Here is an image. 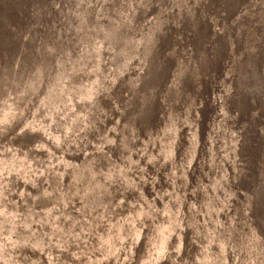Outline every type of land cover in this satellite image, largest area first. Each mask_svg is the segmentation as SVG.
Listing matches in <instances>:
<instances>
[{
	"label": "bare ground",
	"instance_id": "obj_1",
	"mask_svg": "<svg viewBox=\"0 0 264 264\" xmlns=\"http://www.w3.org/2000/svg\"><path fill=\"white\" fill-rule=\"evenodd\" d=\"M91 1L94 4H89L86 0H83L81 3L80 25L78 24L77 27L79 34L77 37L75 36L71 39L73 46L70 44V47H72L70 52L73 56L70 55L68 58H63L62 62L59 59V67L56 71L51 72L52 67L57 64L56 62L53 63L55 59L51 58V53H56L57 51L55 43H52L49 38L45 46L47 49L51 48L52 52L48 50L49 53H47L44 50L41 56L36 53L37 58L34 56L35 53L31 51V42L33 40H27L28 43L25 40L24 45H21V35L16 33L17 31L15 32V30L7 28L5 25V21L8 20L17 22L19 26H24L25 19L20 18V15L22 14V17H24L26 14L28 17V9L35 11L41 0H0V140L4 135L11 133L13 127L12 121L16 118L18 137L15 140L11 138L12 141H9L8 148H6V144L1 148L2 150L6 148L3 155L11 165L9 172L18 169L16 173L18 176L16 185L20 186L18 189H15L14 186L16 185L12 183L11 178L7 177L6 174L8 183L5 182V184L7 183V187L5 188L4 184L1 187L2 193H0V264H74L68 247L71 248L74 243L71 228H73L74 222L80 212H82L81 215L83 216L81 218L82 221L87 225L90 226L92 220H95L96 224H99V234H104L105 237L112 239L115 237H119L120 240L131 239L132 235H135L136 229L140 227V224L138 221V210H135L138 206L137 200L129 192L130 189L137 191L140 189L134 188L139 181V174H136V166H134L133 176L135 182L131 184L133 185L131 188H128L129 186L126 185V168L128 164L126 160H123L125 157L122 159L121 157L123 152L129 148L132 141L133 144H140L142 142V134L149 137L147 140L150 138L154 139L153 142H150V140L149 142L146 141L144 149L143 146H135V150L133 151L135 157H140L141 164L145 170V172L143 170L142 174L144 181L140 184L144 191L142 193H145V191L155 192L156 188L158 190L164 188L167 192L164 195L165 200H167V208L174 215H171V219H169L171 222L174 219L180 220L184 214V198L187 200V195L191 193V188L196 187L198 181H200V186H202L204 181L210 180L208 184H205L206 188L201 189L204 194L202 196L203 206L200 212L202 216L199 214L198 217V215H193V213L192 216L196 219L198 218L199 221L202 220V227L206 225L204 230L207 235V230H214L215 234L222 235V228L217 225L213 229L215 225L210 224L209 221L210 219H216L215 214L218 212V209L215 210L217 206L215 202L218 201L220 183L222 184L224 179L222 169L223 165H226V162H229L233 157L231 151L237 147L235 146L236 143L234 144L237 135L233 133L234 138L228 127L232 115L230 114L229 117L221 119V115L224 116V114L220 110V105H218L217 101L220 99L218 98L216 86H213L212 82L214 68L211 67H216L220 50L219 48L214 50V44L211 43L209 45V42L203 48L199 47V38L202 32L200 30L202 29V24H204L201 21L206 17V13L199 8V3L197 4L196 0H178L179 8H177V11L175 9L177 18L175 23H172L173 19L171 20L170 14H167L168 10L166 14H163V18H160L159 22L153 19L154 15L151 14L143 18V12H139L142 15L139 14L138 24L144 20V23H142L144 25H141V27L136 26V29L132 31L134 25L133 18L139 4L144 1V8L149 9L158 0H98L97 3L96 0ZM207 1L212 0H206L205 2ZM169 2L170 0H166L168 7L171 5ZM61 3L62 5L66 4L67 0H61ZM212 22L215 23V21ZM169 23L170 25H168ZM166 25H168L166 28L172 32H179L180 34L183 33V30L187 29L188 36L189 30L191 38L189 37L188 41H190L189 45L192 47L190 49L189 46L190 51L188 50L185 57L182 55L184 59L177 66V69L173 70L176 78L174 79V84L172 82V85L170 84V91L166 88L168 95L164 103L160 102V104L158 102L160 109L163 111L160 115L156 114V117L152 116V121L154 120L155 122L153 129L156 127V122H161L160 125L163 126L161 133L164 132L163 138L160 140L161 133H159V130L157 134L159 133L160 135L158 136H156V132L148 133V129L151 126V116L149 115L150 101H148L142 109L145 110L146 108L147 112L146 114L143 111L139 112L140 115L138 114L137 116H140V120L138 119V122H135L136 125L133 123L131 127L125 130L126 132L121 130L129 143H124L127 146L123 147L120 142L121 146L118 147L117 141L120 140V135L122 137V132L120 131L121 134L119 133V124L117 122L119 123V117L124 109L126 112L130 109V101H135L136 92L139 90L135 83L138 79L137 72L139 71V65L142 64L146 68L156 53L162 60L161 64L166 65V60L170 57L169 55L173 54L172 50L171 54L169 50H167L168 52L162 50L164 46L170 48L169 43L172 40L168 37L170 34L168 32L170 31L165 33L164 28ZM25 30L27 29L25 28ZM215 32L219 33L218 31ZM176 43L175 40L174 42L171 41V46L175 48L174 44L176 45ZM217 43L219 42L217 41ZM133 45L135 46L133 47ZM185 46L187 47V44ZM197 47L201 48L200 52ZM74 48L77 49L76 52H74ZM74 58L77 60L75 59V61ZM137 63L138 65H135ZM131 66L136 68L132 71ZM157 68L156 66L152 67V69ZM47 72L51 74V79H49L51 82H46L45 80ZM143 75H140L137 85L142 86V83L144 85L147 81L148 76L145 79L142 77ZM230 76L229 74L228 77ZM159 79L157 78V80ZM156 82L153 79L152 88H149L148 85H145V88L140 87V91H144V96L148 95L147 91L150 92V90L152 95L153 84ZM123 90L127 91L126 95L128 97L126 96L127 102H124V106L121 108L120 99ZM41 92L42 98H39L41 103L36 106L37 110L33 120V129L32 131L27 130L29 131L27 133L26 126L30 119H28L27 112H29L28 107L31 104L26 103V96L28 94L33 95L29 99L33 100ZM205 92L208 93V101L204 104ZM139 97V106L142 103L144 104L145 101L147 102L146 97L145 99L140 95ZM168 98L169 100H167ZM132 113L134 114V112ZM148 115L149 123H147V120L144 122V116ZM124 125L123 127H126ZM133 128L135 130L132 131ZM92 133H94L95 143H93L96 149L93 157H97L95 159L92 158L93 160L91 159V162L95 163L92 166L89 165L87 176L84 179L82 178L85 181L84 192H82L83 194L79 193L81 187H71L73 188L72 191L63 193V185L60 183V174L57 173V168L63 160L67 161L66 167L69 168L75 158V156H72L74 151L67 153V156L64 155L67 152L64 150H67L68 147H72V150L75 149V146L78 145V140H82V137L84 141L89 140L88 136L92 135ZM86 134L89 135L87 136ZM157 137L160 141H157ZM52 140L55 147L53 149L54 171L52 170V175H50V179L52 177L51 185L49 191H47L48 189H42V177L45 173H50L48 167L43 165L42 153L45 151L47 144ZM142 145H144V141ZM88 153L86 154L87 157ZM85 156H83L84 160L87 159ZM43 157L45 158V156ZM21 158L26 160L27 164L28 160L30 161L29 167L34 165L32 167L34 171L31 168L30 176L34 175L29 180H25V177L22 178L19 175L23 165H26ZM119 159L121 160L119 161ZM122 162L124 163L123 165ZM82 165L86 166L84 163ZM4 168L2 167V171L5 170ZM201 171L206 173L202 177H200L202 175L200 174L202 173ZM151 173L153 174V178L149 179ZM226 173L228 174V180H230L229 174L231 173L229 168ZM133 176L131 175V177ZM171 180H176V182L178 180L179 195L173 196L170 188ZM72 185L75 186L74 183ZM160 185L162 186L161 188L158 187ZM32 187L34 188L31 190ZM258 188L259 193L256 190L254 197L256 200L259 199L258 201L263 205L264 209V195L260 193L264 188V183L261 186L259 185ZM29 192H35L34 199L30 200V196H27ZM159 192L164 193V191ZM7 193L10 194L11 199L9 197L5 198ZM247 193L246 199L248 202H253L255 200L254 197H252L250 192ZM77 194H79L80 200L77 199ZM154 194L150 195L156 197ZM122 197L125 198L124 201L119 200ZM178 197L179 199L177 200ZM248 205L252 206L250 203ZM161 206L162 204L158 205V207ZM16 210L19 213L13 214ZM262 219L260 221L261 227L258 230L249 229L247 231L248 234L244 233L246 234V252L244 251L246 254L242 259L244 262L239 261V264L241 262L243 264H264V214L262 215ZM18 220L20 224L17 227L16 223ZM69 220H71L73 225L69 223ZM250 221V218L246 221L248 227L252 226V221ZM147 222L150 223L149 220ZM170 224V229H173L172 223ZM110 225L118 230L121 229V232L108 231ZM124 228H129L130 231L127 229L123 230ZM11 229H13V232H11ZM31 229H33V234L30 232ZM197 230L199 232L202 229L199 227ZM158 231V235H161V241L150 252L149 259L151 258L152 260H144L142 263L138 260V264H151L155 260V255L153 256L154 251L156 253L164 249L166 232L163 227L162 229H158ZM34 232L38 236H35ZM203 233L200 235L202 239L201 247L203 248L199 255L201 256L199 257L200 260L198 261V259L195 260L193 258L192 263L217 264L219 260L221 261V242L216 236L212 243L213 247L206 253L207 249L203 245L206 238H203ZM125 234L127 237L129 236V239L125 237ZM37 237H40L41 240L37 239ZM94 237L93 235L90 236L91 240L87 249L88 251L91 249L90 245L93 243V240L95 241ZM23 240L26 241V245L25 243H21ZM237 241V248L239 251H242L245 240L239 239L238 236ZM19 243L23 244L22 250L16 248ZM119 244L113 243V249L111 250H115L117 253L112 254L111 251V254L105 257L107 263L119 264L118 261L123 259V255L126 253L118 255L121 249V244ZM127 245L132 247V241L130 242L129 240ZM41 249H45V251ZM160 254H157V258L160 257ZM227 255L229 256L230 253ZM194 256L196 255H192V257ZM156 260L160 261L159 258ZM178 263L184 264V260ZM123 264H127V262ZM128 264H134V259ZM157 264H164V261L162 260Z\"/></svg>",
	"mask_w": 264,
	"mask_h": 264
},
{
	"label": "rangeland",
	"instance_id": "obj_2",
	"mask_svg": "<svg viewBox=\"0 0 264 264\" xmlns=\"http://www.w3.org/2000/svg\"><path fill=\"white\" fill-rule=\"evenodd\" d=\"M82 1L83 0H67V3L62 5L61 0H56V1L55 0H41L42 3L40 2L41 3L40 7L39 5H37V8L35 11H31L28 9L27 11V14L29 15L28 17L26 14L24 15V17H22V14L20 15V18H22L23 20L25 19L24 26H19L17 22L8 21V20L5 21V25L9 29H13L12 26L16 28L13 30H15V32L17 31L16 33L21 35V41H20L21 45H24L25 40L26 42L27 40H33V42H31V48H32L31 51H34L35 53L34 56L37 58H38L37 54L41 56L44 50L47 53H49L48 50L52 52L51 48L47 49V47L45 46L47 44L48 39L50 38L51 42L55 43L54 45L58 51V52L56 51V53L55 52L51 53L52 55L54 54L52 57V59L53 58L55 59L53 63L55 62L57 63L52 67L51 72H53V71H56L57 68L59 67L58 64L60 63V60L62 62L63 58H68L70 55L73 56L72 53L70 52L72 49V47H70V44L73 46V44L71 43L72 42L71 39L75 36L77 37L79 34L78 33L79 30L77 27H78V24L80 25L79 23L80 8L82 6L81 5ZM177 1L178 0H170L169 4L171 3V5H169L168 7L166 0H158V2H154L155 4H153L152 7L149 9L144 8L143 6L144 1H142L141 4H139L138 9L136 8V14H135V17L133 18L134 28L132 27L133 30L132 29L131 30L134 31L136 29V26L141 27L142 23H144V20H142L140 24H138L139 23L138 20L140 17L139 14H141L139 12H143V15L141 14L143 18H146L152 14L154 15L153 19H156L159 22V20L163 18V14H166V11L168 10L167 14L168 15L170 14L169 17L171 18V20L173 19L172 23H175L177 20L175 13L177 11V8H179ZM205 1L206 0H196V3L197 4L199 3L198 4L199 8L202 9L204 13H206V17H204L203 20L201 21V23L202 22L204 23L202 24L204 28L201 26L202 29L200 31L202 32L199 38V42H200L199 47L201 46V48H203V46H205V44L209 42V45L211 43L214 44L215 46L214 50L218 48L220 50L216 67H211V68H214V71H213L214 77H213L212 82H213V86H216L218 98L220 99L217 101L218 105H220V110H222L224 114V116L221 115V119L229 117L231 114L232 119L231 121L228 119L229 120L228 127L230 128L232 134L234 133L237 135V138L234 137V134L232 135L235 138L236 142H234V144L236 143L235 146L237 147H235L234 150L231 151V155L233 156L231 160L229 162H226L227 163L226 165H223L224 167L222 169V173L224 175L223 176L224 179H223V183L222 184L220 183L221 185L220 191H219L220 194H219L218 201H217L218 204L215 208V210L218 209V212L215 215L218 217L217 219L218 226L222 228V231H221L222 235L219 236L215 234L214 232L212 234V230H207L208 231L207 232L208 235H207L206 231L204 230L206 228V225H203L202 227V224H203L202 220L199 221L198 218L196 219L194 216H192V213L193 215H196V216L198 215V217H199V214L200 216H202L200 212H201V204L203 203V201L198 196L200 194L199 190L203 189L204 187L206 188L205 184H208L210 180L204 181L202 186H200V183H199L200 181L198 182L196 181L197 186L193 187V189L191 188L190 190L191 193L187 195V200L184 198L185 200L184 214L182 215L180 220L174 219L171 222L169 221V219H171L172 211H170V209L167 208V200H165L164 198V195H166V190L164 188L161 190H158V188H156L155 192L145 191V193H142L144 191L141 188L140 184L144 181L143 180L144 176L142 175L144 167L141 164L140 157H135V155L133 154V151L135 150V146H139V147L143 146V149H144L146 141L148 142L149 140L150 142L154 141L153 138L152 139L150 138L147 140V138L149 137L146 136L145 134H142L141 136L142 142H140V144H135V143L133 144V141H132L130 143L129 148L123 152L122 157H121V159L125 157V159L123 160H126L128 164L126 168V174H127L126 175V185L129 186L128 188H131L133 186L131 185V184H134L135 182L134 176H133V168L134 166H136V174H139V181L137 182V186H135L134 188L141 189V190L138 189V191L135 189H130V192H129L137 200L138 206L137 208H135V210H138L137 212L138 219H139L138 221L140 224V227L136 229V233L134 236L132 235L131 239H129L128 238L129 236L127 237L125 234V237L128 238L130 242L132 241L133 248L127 245V242H129V240H125L124 237L122 236L121 237L124 240H120L119 237H115L114 239H112V238L105 237L104 234H99V227H100L99 224H96L95 220H92L90 226L87 225L86 223L82 221L81 218L83 216L81 215L82 212H80L74 222V225L71 222V220H69V223L73 225V228H71L72 229L71 232L74 237V243L71 246V248L68 247V250L70 249V254L72 255L74 264H98V263L99 264H109L107 263L105 257L111 254V251H112L111 249H113L112 245L113 243L115 244V242L121 244V245L119 244L121 249L119 250L118 255H121L122 253H126L125 255H123V259L118 261L119 264H123L126 262L128 264L129 262H132L133 259H134V264H138L137 263L138 260H140L141 263L144 260L151 261L152 259L151 258L149 259L150 252H152V250L154 249V246H156L161 241L160 239L161 235H158V232H160L158 231V229L160 228L162 229V227L164 228V231L166 232V237L164 238L165 246H164V249H162L160 252L155 253L154 251L153 256L155 255V260L152 261L151 264H157L161 262L162 260L164 261V264H180L178 262H181V260H184V264H193L192 263L193 258H195V260L198 259L199 261L200 260L199 257H201L199 255L201 254V251L203 250V248L201 247L202 239L200 236L202 232H204L203 238H206V241H205L206 243L204 242L203 244L205 245V248L207 249L206 253H208V250L211 247H213L212 243L214 242V239L216 238V236L220 240L222 248L220 252L221 261L220 260L218 261L219 264H239L238 263L239 261L244 262V260L242 259L244 255L246 254L245 246H246V234H248L247 231H249V229L258 230L261 227L260 214H264V209L261 207L260 203L257 204L256 206L259 208L258 213H257V218L253 220L251 218V211H250L251 206L248 205V202L246 204V201H248L246 199L248 196L247 192H250V194H252L253 196V191L256 189L257 184L260 183L261 185L264 183L263 181L264 179H262V177H264V19H263L264 18V0H212L209 2L208 1L205 2ZM86 2L87 3L89 2V4H94L92 3V1L90 2V0H86ZM97 2L98 0H96V3ZM51 7L53 8L51 9ZM56 13L57 15L55 16ZM212 21H215L216 25H214L215 23ZM233 24L235 27L233 26ZM168 25H170V23ZM168 25L165 26L164 30L166 31L165 33H167V31H170L168 32V34L169 33L171 34V35L169 34L168 37L172 39L170 40V43H169L170 48L172 47L171 41L174 42L175 40V42L177 43L176 45L174 44L175 48L172 47L173 49L168 48V46L163 47L162 50L164 52L169 50L171 54V50H172L173 54L169 55L170 57H168L169 59L167 60L168 61L167 70L163 73V75L161 74L158 75L160 79L158 80L157 83L153 84L154 87H153L152 95L154 96L150 100V109H149L150 116H151L150 117L151 126L148 129V133L151 134L152 132H156V136L160 135L159 133H161V130H163V126H161L160 125L161 122L158 121L156 122L157 124H156L155 129H153L155 122L154 120L152 121V116L156 117V114L160 115L161 112L163 111L160 109L159 103L161 102L163 104L165 101V98H167L168 93L167 94L165 93L167 92L168 87L170 91V87L172 83L174 82V79L176 78L174 74L175 72L173 70H176L177 66L180 65V63L182 62V59H184V57L186 56L185 54L188 52L189 46H190L189 45L190 41L188 40H189L191 32L189 30H188V33H189V36H188L187 29L183 30V33L180 34L179 32H172L171 30L166 28ZM240 27H242L241 32H239ZM25 28L27 30H25ZM215 31H218L220 34ZM176 33L178 34L176 35ZM235 34H237L236 38H235ZM183 35L185 36V38ZM186 36H187V39H186ZM217 41L219 43H217ZM262 42H263V47L260 48L259 52L257 53V56L254 58V56L251 54L256 53V50H257L256 47H258V45ZM77 44L79 43L77 42ZM178 44L180 45V47ZM186 44H187V47L185 46ZM134 46L135 45H133V47ZM69 47L70 49H68ZM191 47L192 46H190V49ZM199 47H197V49L200 52L201 48ZM73 50L74 52H76L77 49L74 48ZM156 54L154 56V59L156 58V60L157 59L160 60L159 56ZM74 56H77V55H74ZM176 57H179V58H176ZM171 58L173 61L171 60ZM75 59L76 58H74V60ZM114 60H115V57H114ZM213 62L215 61L213 60ZM135 65H138V63ZM141 65L142 64H140L138 68L139 73L137 72L138 79L140 78V75L144 73L146 77V72H145L146 68L144 67V65L142 66ZM135 68L131 66L132 71ZM229 74L231 75L230 77H228ZM49 79H51V74H48L47 72V76L45 78L46 82L50 81ZM138 79L135 81L137 88L139 86L137 85ZM148 80H150V77H148ZM150 85L152 87L151 82H150ZM239 90L241 91V94L239 93ZM143 92L144 91L136 92L137 95H136L135 101L132 100L133 101L132 102L129 100L130 101L129 105L131 106L127 112L125 109L124 111L122 110L123 112L121 113L119 117L120 118L119 123L117 122V124H119L118 128H119L120 134L122 132L121 130L126 132L125 130L127 128L131 127L133 123L135 124L136 118H138L137 115L142 110V108L139 106V103H140L139 95L142 97V94H144ZM126 93H127L126 90H123V93H121V99H120L121 108L124 106V102H127L128 95H126ZM32 96L33 95L31 94H28L26 96V103L31 104V105L29 104L30 105L28 107L29 112H27L28 119L29 118L30 119L28 120L26 131L27 130L32 131L33 129V120H34L36 110H37L36 106L41 103L39 98H42V92L38 95L36 99L29 100L30 98H32ZM167 100H169V98ZM137 105H138V108H137ZM32 112H33V115H32ZM132 112H134V114ZM148 117L149 115L146 116L144 122L146 120H147V123L150 122ZM123 125L126 127H123ZM12 126L13 127L11 130V133H9L8 135H4L0 140V193H2L1 187H3L5 182L8 183L6 174H7V177L11 178V181L12 183H14V185L17 184L18 176L16 175V173L18 172V169H15L9 172V170L11 169V165L8 163V161L6 160V157L3 155V152L5 151L6 148H8V145L10 144L9 141H12L13 138L15 139L17 137L18 125H17L16 118L13 119ZM134 128L132 129V131L136 129ZM158 130L160 132L157 134ZM29 131H27V133H29ZM163 133L164 132H162L161 136L159 137L160 140H162L163 138ZM86 135L88 136L89 134H86ZM124 136L125 135L122 132L123 138L120 135V140L117 141V145H119L118 147H120L121 144L123 147H125V145L129 143V141H127L126 137ZM88 137H89V140L87 139L84 141L83 137H82V140H78L77 141L78 145L76 144L77 146H75L76 147L75 149L72 150V147H68L67 150H64L65 152L67 151L66 154L64 153V155H67V153H71V151H74L72 156H75V158L69 168L66 167L67 165L66 160L61 161L60 165L57 168L58 169L57 173L60 174V183H62L63 185V193L64 192L66 193L67 191H72V189L75 187H81V190L79 191L80 194H83L82 192H84L85 181H83V179L88 174L87 168L89 167V165L92 166V164L95 163V162H91V159L92 158L95 159L97 157V156L93 157V155H95V152H96L95 144H94L95 143L94 133H92V135L90 134ZM159 138L157 137V141H160ZM239 138H240V141L238 142ZM143 141H144V145H142ZM53 143H54L53 140L50 141L45 147V151L42 153L43 165L48 167V171L50 173V174L45 173V175L42 177V189L43 190L48 189L47 191H49V188L51 185L52 177L50 179V175H52V172L54 171L53 149L55 147L53 146ZM90 143L91 145H89ZM5 144H6V148L2 150L1 147H4ZM66 145H69V144H66ZM81 146H83L84 149ZM87 148H91V149L93 148L95 151L93 149L91 150ZM89 150L91 151V153ZM86 152L89 154L88 157L86 155L87 154ZM43 156H45V158ZM83 156L87 157V159L84 160ZM150 158H151V155H150ZM21 159L24 160L23 158ZM121 159H119V161ZM24 163L26 165H23L19 175L22 178L25 177V180H29L34 175L32 174L30 176L31 171L32 170L34 171V169L32 168L34 167V165H32V167H29L30 165L29 160H28V164L26 163V160H24ZM83 163L86 166H83L82 165ZM123 164L124 163L122 162V165ZM2 167H5L4 168L5 170L2 171ZM228 168L230 169V173H231L229 174L231 177L230 180H228V177H227L228 174L226 173ZM130 174L133 177H131ZM200 174H202L200 176L202 177L206 173L202 172ZM210 174L211 173L209 172V175ZM152 178H153V174L151 173L149 176V179H152ZM198 179L200 180L199 177ZM207 179L209 178L207 177ZM170 182H171L170 188H171V192L173 196L179 195L180 192L178 190L179 189L178 180L177 182L176 180H171ZM7 183L4 186L5 188L7 187ZM71 183L72 184L74 183L75 186H73ZM19 187H20L19 185L14 186L15 189H18ZM158 187L161 188L162 186L160 185ZM33 188L34 187H32L31 190ZM159 191L161 192L164 191V193L162 194ZM150 194H154L156 197H153V195L151 196ZM9 195L10 194L7 193L5 195V198L9 197V199H11ZM77 195H78L77 199L80 200L79 194ZM27 196H30V200H32L34 199L35 192H32V193L29 192ZM124 199H125L124 197H122L121 199L119 198V200H122V201H124ZM178 199L179 197L177 198V200ZM19 200L21 199L19 198ZM161 204L162 206L158 207V205H161ZM126 208H128V206H126ZM18 213H19L18 210H16V212H13V214H18ZM127 214H130V213H127ZM249 218L252 221L251 227H248L247 222H246L247 219ZM148 220L150 223L147 222ZM170 223H172L173 229H170V226H171ZM18 224H20L19 220L16 223L17 227H18ZM111 225L108 228V231L117 232V233L121 232V229L118 230L117 228ZM199 227L202 230L198 232L197 229H199ZM126 229L130 231L129 228H124L123 230H126ZM30 232L33 234V229H31ZM34 235L38 236L36 232H34ZM92 235L95 236L94 237L95 241L93 240V243L90 245L91 249L90 251H88L87 249L89 248L88 246L91 240L90 236ZM238 236H239V239L242 238L245 240L242 251L241 250L239 251V249L237 248V242H238L237 237ZM75 238L77 241L75 240ZM22 243H25L26 245V241H22ZM21 245L23 246V244ZM140 251L142 253L141 255H140ZM114 253H117V252L114 250L112 251V254ZM158 253H161L160 257H158L160 261L156 260L158 259L157 258ZM229 253L230 255L228 256L227 254ZM192 255H196V256L192 257ZM242 262L241 264H243ZM198 264H201V262H198Z\"/></svg>",
	"mask_w": 264,
	"mask_h": 264
},
{
	"label": "water",
	"instance_id": "obj_3",
	"mask_svg": "<svg viewBox=\"0 0 264 264\" xmlns=\"http://www.w3.org/2000/svg\"><path fill=\"white\" fill-rule=\"evenodd\" d=\"M42 3V2H41ZM41 3H38V5H39V7H40V5H41ZM176 27V26H175ZM12 28L13 29H16V28H14V26H12ZM239 30V29H238ZM238 30H237V32H238ZM242 31V27H240V30H239V32H241ZM237 35V34H236ZM263 47V42L262 43H260L259 45H258V47H256L257 48V50H256V53H254V54H252L253 56H254V58L257 56V53L259 52V50H260V48H262ZM34 52V51H33ZM161 52V51H160ZM52 57H53V55H52ZM51 57V58H52ZM149 59V58H148ZM169 59V58H168ZM167 59V60H168ZM166 60V65H162L161 64V62H162V60L160 59V60H155L154 59V56H153V58L151 59V62L148 64V66H146V69H145V72H146V76H148V77H150V80H148V78H147V81L145 82V84L143 85V83H142V86H138V88H139V90L138 91H140V87L142 88V87H144L145 88V85H148V87L149 88H152L151 87V85H150V82H151V84L153 83V79H154V81H157L158 82V80H157V78H160L158 75H163V73L167 70V63H168V61ZM164 63H165V61H163ZM151 64V65H150ZM156 66V67H158L157 69H152V67L153 66ZM160 67V68H159ZM11 70H12V67H11ZM13 71V70H12ZM250 76V75H249ZM142 77H144L145 78V73H144V75L142 76ZM146 79V78H145ZM156 82V83H157ZM150 85V86H149ZM172 90V89H171ZM168 91H169V87H168ZM144 93V92H143ZM147 93H148V95H146V96H144L143 94V96L142 97H144V99H145V97H146V100H147V102L145 101V103L143 104H141L140 105V107H142V109H143V106L144 105H146V103H148V101H150L151 100V98L153 97V95H151V90H150V92H148L147 91ZM239 93L241 94V91L239 90ZM166 94H167V92H166ZM205 94V96H204V104L206 103V101H208L207 100V97H208V93L207 92H205L204 93ZM151 96V97H150ZM142 100V99H141ZM141 111H145V114H146V112H147V109L145 108V110H141ZM218 113H219V111H218ZM238 113V112H237ZM149 115H150V110H149ZM139 117V116H138ZM145 116H144V120H145ZM138 119L140 120V118H137L136 119V122H138ZM18 137V136H17ZM17 137L15 138V139H17ZM14 139V140H15ZM35 143V142H34ZM221 158H222V155H221ZM225 159V158H224ZM260 185V183L259 184H257V186H256V189L253 191V196L252 197H254V195H255V192H256V190L258 191V193H259V188H258V186ZM261 186V185H260ZM40 191V190H39ZM207 192V191H206ZM213 192L215 193V190L213 189ZM260 193H262L263 195H264V189H262L261 190V192ZM166 194H167V192H166ZM211 194V193H210ZM209 194V195H210ZM204 194H203V190H200V194L198 195L199 196V198H201V200H202V196H203ZM254 199L256 200V198L254 197ZM250 201V202H248V201H246V204H247V202L248 203H250V205H252L251 207H252V209H251V218L254 220V219H256L257 218V213H258V207L256 206L257 204H259V199L258 200H256V201ZM201 203H202V201H201ZM200 203V204H201ZM215 204L217 205L218 203H217V201L215 202ZM261 205V204H260ZM203 206V203L201 204V207ZM261 207L263 208V205H261ZM198 208V207H197ZM256 214V215H255ZM262 215L263 214H260V218H261V220H263L262 219ZM215 217H216V219L215 220H212V219H210V224H214L215 226H214V228L213 229H215V227L218 225L217 224V216L215 215ZM11 232H13V229H11ZM213 232H214V230H212V234H213ZM37 239H40L41 240V238L40 237H37ZM24 241V240H23ZM165 242V241H164ZM22 243V242H21ZM246 247V246H245ZM16 248H19V250H22L23 248H22V245L19 243V245H17L16 246ZM42 251H45V249L43 250V249H41ZM4 264V263H3Z\"/></svg>",
	"mask_w": 264,
	"mask_h": 264
}]
</instances>
